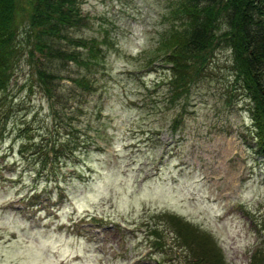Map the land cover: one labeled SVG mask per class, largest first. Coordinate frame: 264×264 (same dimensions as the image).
Wrapping results in <instances>:
<instances>
[{
  "label": "rangeland",
  "instance_id": "obj_1",
  "mask_svg": "<svg viewBox=\"0 0 264 264\" xmlns=\"http://www.w3.org/2000/svg\"><path fill=\"white\" fill-rule=\"evenodd\" d=\"M167 3L82 0L88 22L76 36L105 42L95 90L63 79L49 100L20 61L0 111V264H188L195 244L168 224L164 255L148 236L169 212L210 235L226 264H252L264 250V154L253 146L249 100L230 94L226 48L186 96L169 100L170 68L157 56ZM78 72L70 64L62 74ZM80 107L70 125L64 114ZM55 130L94 141L53 161L37 147L56 142Z\"/></svg>",
  "mask_w": 264,
  "mask_h": 264
},
{
  "label": "trees",
  "instance_id": "obj_2",
  "mask_svg": "<svg viewBox=\"0 0 264 264\" xmlns=\"http://www.w3.org/2000/svg\"><path fill=\"white\" fill-rule=\"evenodd\" d=\"M81 3L82 0H0V111L5 110L8 99L12 101L15 71L24 58L33 71V77L27 80L35 77L49 100L58 95L63 79L95 90L94 72L103 65L105 42L96 36H76L88 22ZM167 4L169 24L160 34L158 45L162 53L157 56L170 68L169 100L176 103L186 96L216 52L228 49L232 81L227 87L230 94L238 91L249 100L253 146L264 154V0H168ZM70 64L76 65L79 72L72 77L67 74V78L62 73H68ZM80 110L81 107L70 108L64 114L70 125L74 117L83 114ZM74 111H78L77 115ZM53 112L58 115L56 109ZM55 131L60 136L58 142L37 147L42 156L53 161L62 160L66 149L74 152L81 147L88 152L94 141L91 136L79 140L74 132H67L71 138L63 140L60 131ZM12 134L15 138L23 136L19 132ZM93 145L99 149L97 142ZM20 152L29 155L23 144ZM190 223L174 213L162 214L154 227L147 225L148 236L154 237L152 246L162 249L163 255L171 246L163 243L168 224L187 245L195 244L191 247L195 259L188 260V264H226L211 236L201 235ZM258 224L264 228V214ZM252 264H264V250L256 252Z\"/></svg>",
  "mask_w": 264,
  "mask_h": 264
}]
</instances>
